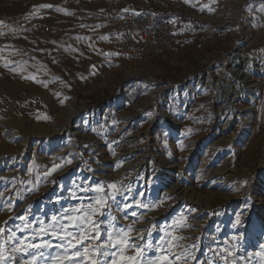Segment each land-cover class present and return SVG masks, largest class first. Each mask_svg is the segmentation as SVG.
<instances>
[{
  "label": "rangeland",
  "instance_id": "rangeland-1",
  "mask_svg": "<svg viewBox=\"0 0 264 264\" xmlns=\"http://www.w3.org/2000/svg\"><path fill=\"white\" fill-rule=\"evenodd\" d=\"M145 3L174 22L163 63L80 12ZM263 151L264 0H0V264H264ZM89 204L98 239L48 228Z\"/></svg>",
  "mask_w": 264,
  "mask_h": 264
},
{
  "label": "built area",
  "instance_id": "built-area-1",
  "mask_svg": "<svg viewBox=\"0 0 264 264\" xmlns=\"http://www.w3.org/2000/svg\"><path fill=\"white\" fill-rule=\"evenodd\" d=\"M80 12L102 19L124 63L134 65L146 59L163 58L176 40L174 22L146 10L129 11L110 5L103 14Z\"/></svg>",
  "mask_w": 264,
  "mask_h": 264
},
{
  "label": "snow or ice",
  "instance_id": "snow-or-ice-1",
  "mask_svg": "<svg viewBox=\"0 0 264 264\" xmlns=\"http://www.w3.org/2000/svg\"><path fill=\"white\" fill-rule=\"evenodd\" d=\"M44 7H47V5H45ZM111 187H115L114 185H112ZM102 189H95V191L99 192ZM96 204L100 206V208L104 207V201L101 198H97L96 199ZM73 211H78L81 214L79 216H74V215H69L64 217L65 219H67L70 223L69 224H62L60 223L56 217H53V221H55V223L53 224H49L48 228L49 229H53L54 231L59 229V230H64L67 229L69 226H71L74 231L73 232H69L67 233V235L72 236L73 239L77 240V243L80 244L82 243L84 240H89V239H98L100 236V232L98 230V222L91 220V216L95 215L97 212H99V208L93 207L92 204H89L87 206H84L82 209L81 208H77V209H73ZM101 215H103L102 212H100ZM91 224L93 226V230L95 231V235H91L90 232L88 230H86V226ZM41 231H45L44 228H41ZM113 237L112 234L109 233V241H112ZM117 243L119 244H124V245H128V241L123 240L119 237H117ZM113 247H116V244L112 245ZM73 247L75 248L76 245H73ZM108 245H96L95 247L92 246H85L83 249V254L85 256H88V254L91 252L93 254V256H111L113 257V259L109 262V261H100L99 259H92L91 260V264H117V261L115 260V256L117 255L115 252H110V251H101L100 249H107ZM137 256L138 257H143L144 253L143 250L140 248H137ZM72 255L74 257H80L82 255L81 251L79 248H76V250L72 253ZM0 259H2V255H0ZM126 261H130L131 264H136V259L134 257H128V258H123ZM147 264H155V261H148Z\"/></svg>",
  "mask_w": 264,
  "mask_h": 264
},
{
  "label": "bare ground",
  "instance_id": "bare-ground-1",
  "mask_svg": "<svg viewBox=\"0 0 264 264\" xmlns=\"http://www.w3.org/2000/svg\"><path fill=\"white\" fill-rule=\"evenodd\" d=\"M81 108V107H80ZM80 108H77L76 106H74V105H72L71 104V106H70V112H65V111H62L60 114H61V116H65L66 117V122L69 124L70 122H71V120H72V118H73V116H74V114L78 111V110H80ZM159 115H162L163 116V118H165L166 119V121H167V123L168 124H170L171 126H177L178 124H176L175 123V120L174 119H172L171 117H168L167 115H163V113H160ZM34 127L36 128V125H34ZM7 132H9V130H7V128L5 129ZM52 134V133H51ZM72 134V133H71ZM72 135H76V134H72ZM5 137L6 138H8V141L9 142H11V141H13L16 137L13 135V134H6L5 135ZM260 163L261 164H264V151H263V154H262V157H261V160H260ZM208 198H210V197H208ZM214 199V198H213ZM214 201V200H213ZM260 201V200H259ZM215 202V201H214ZM256 206H258L259 208H258V213H259V216H261V217H263L264 216V204H260V203H257V204H255ZM214 207H217V205L214 203V204H210V203H208V206L206 207V212H205V214L204 215H206L207 214V211L209 210V209H212V208H214ZM210 211V210H209ZM199 218H201V216L199 217ZM206 220V218L205 219H203L202 221H201V223L202 222H204ZM200 222V221H199Z\"/></svg>",
  "mask_w": 264,
  "mask_h": 264
},
{
  "label": "trees",
  "instance_id": "trees-1",
  "mask_svg": "<svg viewBox=\"0 0 264 264\" xmlns=\"http://www.w3.org/2000/svg\"><path fill=\"white\" fill-rule=\"evenodd\" d=\"M238 31L235 30L234 34L237 35ZM169 69H167L165 71V73H163L160 77H159V80L160 81H167V80H170L172 79V75L170 74V72L168 71ZM137 84L134 83V84H131L128 83V85L125 87V89L123 90V98H124V101H127V102H133L136 98H137Z\"/></svg>",
  "mask_w": 264,
  "mask_h": 264
},
{
  "label": "crops",
  "instance_id": "crops-1",
  "mask_svg": "<svg viewBox=\"0 0 264 264\" xmlns=\"http://www.w3.org/2000/svg\"><path fill=\"white\" fill-rule=\"evenodd\" d=\"M146 5H147V3H145V5H144V4L141 5V7H142L141 10H129V9H122V10H129V11H142V10H146V9H147ZM119 9H120V7H119ZM146 11H147V10H146ZM153 13H154V12H153ZM153 13H151V14L154 15V16H160L159 14H156V13L153 14ZM147 60H148V59H147ZM150 60H151L150 65H151V63H153V62H157V61L160 62V63H163V62H162V60H163L162 58H160V59H159V58H154V59H150ZM150 60H149V61H150ZM150 65L146 64L147 67H149Z\"/></svg>",
  "mask_w": 264,
  "mask_h": 264
}]
</instances>
